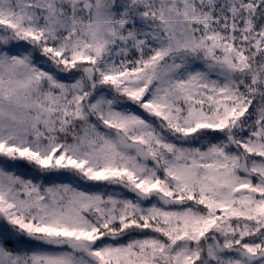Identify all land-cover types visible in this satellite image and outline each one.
Returning <instances> with one entry per match:
<instances>
[{"label": "snow or ice", "instance_id": "6c2138e0", "mask_svg": "<svg viewBox=\"0 0 264 264\" xmlns=\"http://www.w3.org/2000/svg\"><path fill=\"white\" fill-rule=\"evenodd\" d=\"M0 264H264V0H0Z\"/></svg>", "mask_w": 264, "mask_h": 264}]
</instances>
